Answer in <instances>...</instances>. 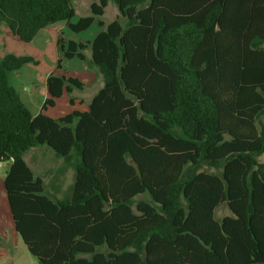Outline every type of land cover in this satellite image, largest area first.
<instances>
[{"label": "trees", "instance_id": "trees-1", "mask_svg": "<svg viewBox=\"0 0 264 264\" xmlns=\"http://www.w3.org/2000/svg\"><path fill=\"white\" fill-rule=\"evenodd\" d=\"M73 1L0 0L23 43L59 23L83 32L108 2L124 20L57 41L67 60L89 49L102 78L85 112L42 113L83 87L50 73L33 115L9 74L38 61L0 58V165L27 252L38 264H264V0H99L70 24ZM39 146L73 172L61 198L23 159Z\"/></svg>", "mask_w": 264, "mask_h": 264}, {"label": "rangeland", "instance_id": "rangeland-1", "mask_svg": "<svg viewBox=\"0 0 264 264\" xmlns=\"http://www.w3.org/2000/svg\"><path fill=\"white\" fill-rule=\"evenodd\" d=\"M89 3L90 0H74L73 7L76 8L79 15L83 13L81 6H87ZM111 17L112 13L108 11L106 19ZM72 19L76 21L74 17ZM95 26L98 25L95 24ZM95 26L94 28H97ZM39 43L40 39H35L30 43H23L13 36L8 28L0 26V58L6 54H13L15 56H31L38 61L37 65L27 64L20 71L10 73V84L17 90L21 100L30 112L36 115L40 112L42 103L47 98L44 85L45 77L47 74L55 71V75L77 79L83 84V87L82 89L74 88L71 93H63L62 97L56 100L53 107L47 106L46 110L42 113L51 119H59L73 110L85 111L86 107L78 102L92 95L96 91L98 84L96 83L97 69L89 62V51H84L85 59L83 61L77 58L67 60L62 56L60 47L49 44L43 50L38 47ZM58 60H60V69H56ZM72 98L74 101H77L74 105H70L69 103V100ZM25 159L33 169L34 175L44 180L46 190L50 189L51 182L55 183L56 179L61 193L68 191L73 182V172L71 168L64 166L61 159L54 157L53 152L46 148V146L37 147L29 151L25 155ZM259 160L264 161V155ZM59 169L62 171L60 174L57 173ZM210 172H213V170H210ZM140 199L147 200V196H140L138 200ZM226 213L228 212L223 206L219 210L218 215L221 217ZM12 263L38 264L36 259L26 251V248L20 241L14 247V259Z\"/></svg>", "mask_w": 264, "mask_h": 264}, {"label": "crops", "instance_id": "crops-1", "mask_svg": "<svg viewBox=\"0 0 264 264\" xmlns=\"http://www.w3.org/2000/svg\"><path fill=\"white\" fill-rule=\"evenodd\" d=\"M98 1L99 0H90V3L87 6H81L83 8V13H81L79 15L77 14V10L74 7V11H75L74 18H75L76 21H73V19H72V20L69 21V23L70 24H75V22H77L81 17H85V16L90 15V5L92 3H97ZM108 11L112 13V17L106 19V15H107ZM116 19H119L122 23H124V20L122 18H120L119 11H118L117 7L115 6V4L112 3V2H108L106 8L104 9L103 15L101 17H99V18H96L93 21L92 25L87 30L75 34V33H72L68 29L67 23H59V24H55V25H52V26H48V27H46L44 29H41L35 35V37L33 38L32 41H34L35 39H40V43H39L38 47L43 49V50L49 44H54V45H56V47H59V45L57 44V41L59 39L75 40V41H82V42H91L102 31V28H100L99 26H95V24L98 25V20L103 21V23H105V24H109V23H111L112 21H114ZM0 26L3 27V28L6 27L3 23H0ZM94 26L97 27V28H94ZM67 34H68V36H67ZM72 35H74L73 36L74 38L72 37ZM86 51H89V57L91 58V51L89 49H87ZM51 73L55 74V71H53ZM48 75L49 74L46 75L45 82H44L45 95L46 96H47L46 78H47ZM96 83H98L97 87H96L97 88L96 91L92 95H90L89 97H86V99L80 100L78 102L80 104H83L86 107L85 111L88 110V104H89L90 100L92 99V97L103 86V81H102V78H101L100 74H98L96 76ZM76 102L77 101H74V104H76ZM42 105H43V103H42ZM41 108H42V106H41ZM40 111H41V109H40ZM85 111H83V112H85ZM33 115H35V114H33ZM39 147H42V146H39ZM35 148H37V147L31 148L26 153H24L23 159H24V161L26 163H27V161L25 159V155L29 151H31V150H33ZM27 165H28V163H27ZM7 168H8V164H1L0 165V264H10V263L13 264L12 262H13V259H14V247H15V245L17 243H19V241H20L22 243V245L24 246L23 242L21 241V238L15 232V229H14V226H13V222H12V219H11V213H10V209H9V205H8V200H7L5 189H4L3 181H4V177L6 175ZM30 169L33 171V169L31 167H30ZM60 172H62V171L59 169L57 173L60 174ZM37 177H39V176H37ZM43 182H44V180H43ZM44 187H45V185H44ZM45 192L48 193V194H53L57 198H61L63 196V194H64V193H61L60 186H58V183H57L56 179H55V183L51 182L49 190H46V188H45ZM223 206L224 205H222L218 209H216V211H215V219L220 220L222 217L228 216L230 214L228 212L226 206H224L228 213H226L225 215H222L221 217H219V215H218L219 210Z\"/></svg>", "mask_w": 264, "mask_h": 264}]
</instances>
